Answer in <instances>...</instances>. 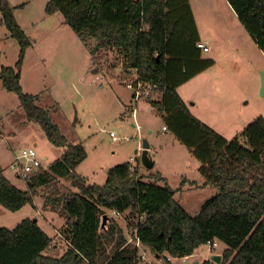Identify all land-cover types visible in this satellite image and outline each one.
<instances>
[{
	"label": "trees",
	"instance_id": "16d2710c",
	"mask_svg": "<svg viewBox=\"0 0 264 264\" xmlns=\"http://www.w3.org/2000/svg\"><path fill=\"white\" fill-rule=\"evenodd\" d=\"M227 1L264 53V0ZM23 6L0 0L2 22L20 47L16 65L2 67L0 80L18 96L28 121L39 124L53 145L66 149L48 167L27 176V190L18 188L0 164V205L12 212L33 205L38 190L54 187L60 178L71 180L76 190L45 201L66 217L62 254L36 218H25L14 228L0 226V264H140V249L125 245L123 231L108 215L103 222L106 210L128 213L127 221H136V239L167 264L191 256L209 240L226 246L220 264H264V117L246 126L243 141L228 140L196 117L178 93L215 64L198 47L202 41L189 0H48L45 12L61 14L84 43L95 39L116 51L122 80L135 75L154 85L145 101L200 162L204 186L218 191L195 216L182 207L177 189L160 172L140 173L138 158L110 167L102 185L77 173L87 158L85 146L70 143L49 108L38 104L40 96L24 92L20 83L32 44L15 16ZM114 240L109 254L107 244ZM201 264L216 263L207 259Z\"/></svg>",
	"mask_w": 264,
	"mask_h": 264
},
{
	"label": "rangeland",
	"instance_id": "374dc122",
	"mask_svg": "<svg viewBox=\"0 0 264 264\" xmlns=\"http://www.w3.org/2000/svg\"><path fill=\"white\" fill-rule=\"evenodd\" d=\"M28 1L31 0H11L14 4ZM41 1L33 0L25 10H30L33 15L35 13L31 21L24 12L22 17L19 15L32 42L23 61L20 83L24 92L40 96L38 104L49 108L53 120L70 143H83L85 146L87 158L78 167L77 173L86 177L88 183L104 184L110 167L138 156L136 150L142 137L150 143V154L156 164L150 170L141 166V174L148 176L161 172L169 185L177 189L175 197L183 208L191 216L198 214L205 202L218 192L210 186L203 187L205 179L198 171L200 162L184 144L159 134L163 117L154 112L146 101L136 106V120L125 111L124 104L131 98V90L125 80L129 82L136 76L121 79L122 59L116 51L101 47L95 39L84 43L63 22L61 14L38 16L34 8H38L36 4ZM198 1L203 0H193L195 4ZM212 3L197 6L195 20L201 33L210 31L217 35L219 32V39H222L228 35V23H239V20L235 18L231 21L233 17H229L225 7L222 9L225 5L223 0H213ZM214 5L226 14L224 18L213 10ZM251 41L255 43L254 39ZM19 50L18 42L6 30L0 13V69L14 67ZM226 50L230 49L225 43L218 46L217 53H204L206 56L215 55L217 66L180 86L178 93L201 121L228 140L238 137L243 141L241 135L246 126L256 117H264V96L259 87L262 75L261 71L256 72L260 67L264 68V56L252 49V56L255 54L251 56V62H246L232 53L228 55ZM213 80L219 82L213 83ZM136 125L141 127L140 132ZM149 130H152L151 134ZM111 132L116 134V138L110 136ZM28 147L38 151L43 167H48L66 149L53 145L39 124L28 121L18 96L4 89L0 80V163L5 175L22 190L28 189L27 177L16 176L10 164L21 150ZM186 179L188 183L182 184ZM183 185L185 187L181 190ZM75 190L71 180L60 178L54 187L40 188L33 205L27 204L16 212L0 205V226L14 228L25 218H36L41 228L53 237L58 252L62 254L67 247L63 232L66 217L59 207L45 205V201L47 197L57 198ZM107 211L106 215L123 231L125 245L136 247V221H127L128 213ZM115 243L114 240L107 244L109 254H112ZM225 247L222 242L215 248L205 244L195 251L192 258L174 259L172 263L201 264L211 255L222 256ZM139 252L147 255L140 264H167L164 256L156 257L142 245Z\"/></svg>",
	"mask_w": 264,
	"mask_h": 264
},
{
	"label": "crops",
	"instance_id": "0c3cea01",
	"mask_svg": "<svg viewBox=\"0 0 264 264\" xmlns=\"http://www.w3.org/2000/svg\"><path fill=\"white\" fill-rule=\"evenodd\" d=\"M10 1V3L12 4V5H14V6H19V5H21V4H24V6L23 7H20V8H17L16 9V11H15V16H16V20H17V22L21 25V27L26 31V25L25 24H22L21 23V21L19 20V15H21V17L23 16V14L25 13V14H27L28 16H29V18H30V21H31V19H34V15H35V13H34V15L32 14V13H30L29 11H25L26 9H27V7H28V5L30 4V2H32L33 0H31V1H28V2H22V3H18L17 2V4H14L13 2H11V0H9ZM48 0H42L41 2H39L38 4H36L37 6L36 7H38V8H34V11H38L37 12V14H39L38 16H43L44 14H46V12H45V6H46V2H47ZM189 2H190V5H191V8H192V11H193V13H194V17H195V10H196V7L198 6V7H202L203 5H205V4H210V5H212L213 3V0H203V1H198V2H196V4L193 2V0H189ZM223 3L225 4V5H223L222 6V9L225 7V11H227V12H229V17H233V19L231 20V21H234L235 20V18L236 19H238V17H237V14L235 13V11L233 10V8L231 7V5L228 3V1L227 0H223ZM196 5V6H195ZM216 5H214V11H217V13H218V15H221V16H219L220 18H224L225 17V15L224 14H222V11H221V9L218 7L217 8V6L215 7ZM217 9H219V11L217 10ZM17 12L19 13V14H17ZM24 12V13H23ZM32 12V11H31ZM216 13V12H215ZM47 15V14H46ZM48 16V15H47ZM223 16V17H222ZM36 17V16H35ZM239 20V19H238ZM33 24H34V22H32ZM35 24H36V22H35ZM230 27V28H229ZM227 28H229L228 30H226V32H227V37H223L222 39H219V38H221V35H220V33L218 32V34L216 35L215 34V32H210V31H204L203 33H201L200 31H199V33H200V39H201V41L202 42H205V43H207V45H208V47H209V51H207L206 53H210L211 51H213V53H217V52H215V50L218 48V46H224V44L226 43L227 44V46H228V48L230 49V50H226L227 51V53H228V55L230 54V53H232V55L234 54V56L235 55H237L238 57H239V59L242 61H246V62H248V61H250L251 62V56H252V49H254L255 50V53H259V55L260 54H262V56H264V53H263V51L257 46V44L256 43H252V41L251 40H253V38L251 37V35L249 34V32L247 31V29L243 26V24L239 21V23H231V22H229L228 23V26H227ZM231 32V33H230ZM252 38V39H251ZM255 42V41H254ZM251 43L252 44H254L255 46H252L251 45ZM251 50V51H250ZM254 53V54H255ZM254 54H253V56H254ZM203 55L204 56H206L204 53H203ZM212 55V54H211ZM210 56V55H209ZM209 56H206V57H209ZM213 56H215V55H212V56H210L211 58H213L214 60H215V64L211 67V68H209V69H207L206 71H204V72H202V73H204V74H207L210 70H212V68L213 67H215V66H217V64H218V60L217 59H215ZM252 56V57H253ZM257 69V68H256ZM262 70L264 71V68H262V67H260L258 70H256V72L258 71H261L262 72ZM260 72V73H261ZM202 73H200V74H202ZM200 74H198L197 76H199ZM197 76H195L194 78H192L191 80H189V81H192V80H194ZM217 82H219V80H213V83H217ZM181 86H183V85H181ZM259 87H260V91H261V87H262V80H261V84L259 85ZM131 98L129 97V100H128V102L127 103H125L124 104V106H125V111H127V112H129L130 113V115H132L134 118H135V120H136V118L138 117V111H137V108H136V106H138L139 105V103L141 102V101H143V100H140V101H138L137 103H133V100H132V91H131ZM145 101V100H144ZM147 103V102H146ZM134 104V105H133ZM149 104V103H148ZM135 106V107H134ZM152 110H153V108H152ZM154 111V110H153ZM133 112H135V114L133 113ZM137 126V125H136ZM163 126H164V122H163V125H162V129H161V133H159V134H161V135H163V136H170V137H173V138H175V136L170 132V131H163ZM137 128V127H136ZM138 130V129H137ZM141 131V127H140V130H138V132H140ZM148 133L149 134H151L152 133V130H149L148 131ZM175 140H177L176 138H175ZM143 141H144V139H142V137H141V139H140V144H139V146H138V149L136 150V154L138 155L136 158H138V159H140L141 160V155H139V154H141V153H139L140 151L142 152V144H143ZM148 141V140H147ZM178 141V140H177ZM150 144V143H149ZM151 151H152V149H151V145H150V149H149V153H151ZM151 155V154H150ZM135 158V159H136ZM134 159V160H135ZM155 160V159H154ZM131 161V160H130ZM133 161V160H132ZM155 162V164H156V161H154ZM142 163V162H141ZM1 164V163H0ZM2 165V164H1ZM154 167H155V165H154ZM153 167V168H154ZM152 168V169H153ZM140 171V170H139ZM141 173V172H140ZM161 173V172H160ZM184 183H188V179H186L182 184H184ZM183 187H185L184 185L181 187V190L183 189ZM203 187L204 188H207L206 186H204V184H203ZM212 188V187H211ZM176 195V194H175ZM176 198V197H175ZM179 201V200H178ZM180 203V202H179ZM183 207V206H182ZM108 213L109 212H112V213H115L114 211H112V210H108L107 211ZM195 254V253H194ZM194 254H192L191 256H188V257H185V258H183L182 260H187V259H189V258H192V256H194ZM156 257H158V256H156ZM174 261V259H171V262H173ZM173 264V263H172Z\"/></svg>",
	"mask_w": 264,
	"mask_h": 264
},
{
	"label": "built area",
	"instance_id": "2783aa9c",
	"mask_svg": "<svg viewBox=\"0 0 264 264\" xmlns=\"http://www.w3.org/2000/svg\"><path fill=\"white\" fill-rule=\"evenodd\" d=\"M198 47L204 52L209 51V47L207 43L200 42ZM127 82V87L132 91V100L137 103L140 100H146L151 96L152 90L154 89V85L152 84H144L138 81L137 77H134L131 81L125 80ZM135 114V112H133ZM138 130H140V126H136ZM168 128L164 125L163 131H167ZM110 136L112 138H116V134L111 132ZM43 166L42 159L40 158L38 151L34 147H28L21 150L18 153L13 162L10 164V169L14 171L16 176L18 177H27L28 175L37 172L40 167ZM136 238V237H135ZM135 246L139 249L141 248V243L139 239H136ZM206 245L210 248H215L219 245V241H207ZM147 255L145 252L140 253V261L146 260Z\"/></svg>",
	"mask_w": 264,
	"mask_h": 264
},
{
	"label": "water",
	"instance_id": "95a60500",
	"mask_svg": "<svg viewBox=\"0 0 264 264\" xmlns=\"http://www.w3.org/2000/svg\"><path fill=\"white\" fill-rule=\"evenodd\" d=\"M261 75H262V87H261L260 92H261V95L264 96V71L261 72ZM149 149H150V144L147 141V139H144L143 144H142V152L140 156L141 162L145 168L152 169L155 165V162L149 153ZM106 219H107V215L104 216L103 222H106ZM221 258L222 256L220 254H215V255H211L209 260H211L212 262L216 264H220Z\"/></svg>",
	"mask_w": 264,
	"mask_h": 264
}]
</instances>
